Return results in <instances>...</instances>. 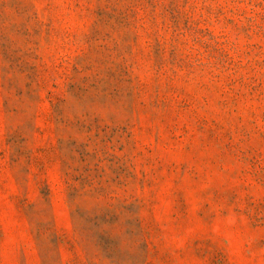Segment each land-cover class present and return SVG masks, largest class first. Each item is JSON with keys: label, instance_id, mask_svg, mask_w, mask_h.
<instances>
[{"label": "rangeland", "instance_id": "obj_1", "mask_svg": "<svg viewBox=\"0 0 264 264\" xmlns=\"http://www.w3.org/2000/svg\"><path fill=\"white\" fill-rule=\"evenodd\" d=\"M0 264H264V0H0Z\"/></svg>", "mask_w": 264, "mask_h": 264}]
</instances>
